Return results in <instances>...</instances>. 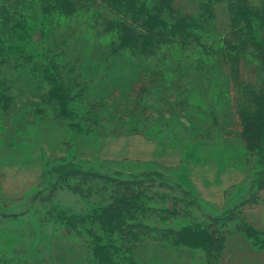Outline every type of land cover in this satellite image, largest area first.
Listing matches in <instances>:
<instances>
[{"label":"trees","instance_id":"1","mask_svg":"<svg viewBox=\"0 0 264 264\" xmlns=\"http://www.w3.org/2000/svg\"><path fill=\"white\" fill-rule=\"evenodd\" d=\"M220 8L225 20L218 16ZM57 31L65 35L55 38ZM87 66L94 68L85 72ZM19 75L47 85L44 102L69 117L76 98L65 81L101 76L109 98L100 101L96 115L98 122L107 116L111 123L125 117L139 123L148 110L144 97L174 87L184 90L181 84L197 81L188 92H202L209 104L203 107L215 122L221 114L227 116L245 153L256 158L255 190L264 191V0H0V104L5 109L12 97L4 83ZM88 89L83 84L78 98L84 99ZM73 164L58 167L51 189L69 185L87 197L100 188L103 200L84 212L54 206L47 220L54 229L83 239L93 264H138L136 249L153 243L197 249L207 264H221L234 233L264 250V229L247 223L242 211L234 215L235 207L213 219L205 216V223L194 221L176 200L152 204L166 199L151 190L157 177L153 171L123 180L119 171L104 175ZM101 180L104 187L92 185ZM254 195L243 204L256 200ZM172 219L178 222L161 223ZM233 219L229 228L226 220ZM4 247L0 243V264L12 259H3Z\"/></svg>","mask_w":264,"mask_h":264},{"label":"rangeland","instance_id":"2","mask_svg":"<svg viewBox=\"0 0 264 264\" xmlns=\"http://www.w3.org/2000/svg\"><path fill=\"white\" fill-rule=\"evenodd\" d=\"M218 16L225 20L224 9H219ZM62 35L64 31H57L54 37ZM92 68L87 66L85 72ZM95 76H80L77 82L82 84L75 79L65 81L76 98L70 117L55 113L44 102L48 86L38 80L19 75L8 79L7 86L4 83L9 91L3 92L12 97L8 109L0 104V243L8 247H4L3 259L12 258L6 264H93L83 239L54 229L55 224L47 220L54 206L84 212L103 200L100 188L98 194L87 197L69 185L51 189L58 167L68 163L104 175L119 171L123 180L153 171L157 177L151 190L166 196L152 201L154 206L176 200L179 209L203 223L205 216L213 219L235 207L234 215L242 211L247 223L264 229V191L255 190L252 182L256 158L251 160L245 153L239 132L226 115L215 122L203 107L202 92L199 96L188 92L199 82L181 84L184 90L174 87L164 95L154 91L149 99L144 97L142 105H148V110L139 123L127 117L111 123L107 116L98 122L96 114L101 109L97 105L105 96L109 98V92L104 90L107 82ZM86 83L90 89L80 99ZM104 184L92 182L98 187ZM254 192L257 199L243 204ZM226 221L229 228L236 222ZM177 222L161 221L165 225ZM13 253L18 255L13 257ZM227 253L221 264H264V250L251 245L241 233L231 236ZM134 254L138 264H207L200 250L179 251L157 243L141 245Z\"/></svg>","mask_w":264,"mask_h":264}]
</instances>
